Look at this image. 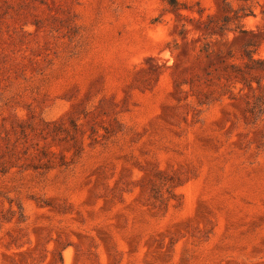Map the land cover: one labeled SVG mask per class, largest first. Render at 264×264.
Wrapping results in <instances>:
<instances>
[{"label": "rangeland", "instance_id": "1", "mask_svg": "<svg viewBox=\"0 0 264 264\" xmlns=\"http://www.w3.org/2000/svg\"><path fill=\"white\" fill-rule=\"evenodd\" d=\"M0 0V264H264V0Z\"/></svg>", "mask_w": 264, "mask_h": 264}, {"label": "trees", "instance_id": "2", "mask_svg": "<svg viewBox=\"0 0 264 264\" xmlns=\"http://www.w3.org/2000/svg\"><path fill=\"white\" fill-rule=\"evenodd\" d=\"M168 3H169V5H171L173 8H177V6H178V2H177V0H166Z\"/></svg>", "mask_w": 264, "mask_h": 264}]
</instances>
